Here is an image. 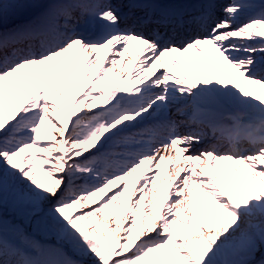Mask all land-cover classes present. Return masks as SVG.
<instances>
[{
  "label": "snow or ice",
  "instance_id": "snow-or-ice-1",
  "mask_svg": "<svg viewBox=\"0 0 264 264\" xmlns=\"http://www.w3.org/2000/svg\"><path fill=\"white\" fill-rule=\"evenodd\" d=\"M0 264H264V0H0Z\"/></svg>",
  "mask_w": 264,
  "mask_h": 264
},
{
  "label": "rangeland",
  "instance_id": "rangeland-1",
  "mask_svg": "<svg viewBox=\"0 0 264 264\" xmlns=\"http://www.w3.org/2000/svg\"><path fill=\"white\" fill-rule=\"evenodd\" d=\"M131 68H133L134 67V65H129ZM97 103H99V102H97ZM52 242H55V241H52ZM69 255L70 256H72V253H71V251H69Z\"/></svg>",
  "mask_w": 264,
  "mask_h": 264
},
{
  "label": "bare ground",
  "instance_id": "bare-ground-1",
  "mask_svg": "<svg viewBox=\"0 0 264 264\" xmlns=\"http://www.w3.org/2000/svg\"><path fill=\"white\" fill-rule=\"evenodd\" d=\"M112 75H113L112 73L109 74L110 77H111Z\"/></svg>",
  "mask_w": 264,
  "mask_h": 264
}]
</instances>
